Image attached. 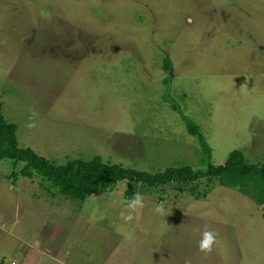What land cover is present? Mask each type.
I'll use <instances>...</instances> for the list:
<instances>
[{"label":"rangeland","instance_id":"1","mask_svg":"<svg viewBox=\"0 0 264 264\" xmlns=\"http://www.w3.org/2000/svg\"><path fill=\"white\" fill-rule=\"evenodd\" d=\"M0 103L19 145L55 163L260 161L264 0H0ZM21 165L0 160V264H264V202L216 177L122 178L77 200Z\"/></svg>","mask_w":264,"mask_h":264},{"label":"trees","instance_id":"2","mask_svg":"<svg viewBox=\"0 0 264 264\" xmlns=\"http://www.w3.org/2000/svg\"><path fill=\"white\" fill-rule=\"evenodd\" d=\"M163 67H171L169 58H164ZM184 120L188 133L195 136L208 159L210 145L200 134L199 127L192 119L184 117ZM16 129V123L4 116L0 103V160L9 158L14 166L21 163L18 170L22 175L32 176L36 173L55 185L62 194L77 200H84L93 193L108 190L114 182L122 178L154 186L173 180L193 182L200 178L216 177L221 184L253 193L259 203L264 202V154L262 160L252 162L246 159L240 149H232L224 162H208L204 169H193L188 164H182L148 171L105 161L99 154H94L89 159L73 157L63 163H55L32 147L19 145ZM127 189L132 192L129 186Z\"/></svg>","mask_w":264,"mask_h":264},{"label":"clouds","instance_id":"3","mask_svg":"<svg viewBox=\"0 0 264 264\" xmlns=\"http://www.w3.org/2000/svg\"><path fill=\"white\" fill-rule=\"evenodd\" d=\"M28 126L32 127L34 125L29 124ZM128 207L132 208L133 210H136L138 208H143L144 203L142 198L138 194L135 195L134 199L128 204ZM156 211L158 213L164 214V209L162 206H157ZM121 216L126 221H131L133 219V216L130 213L127 215L121 213ZM215 243H216V233H214L213 231L205 230L202 233V237L199 241V249L201 252H204L205 254H209L212 252Z\"/></svg>","mask_w":264,"mask_h":264},{"label":"crops","instance_id":"4","mask_svg":"<svg viewBox=\"0 0 264 264\" xmlns=\"http://www.w3.org/2000/svg\"><path fill=\"white\" fill-rule=\"evenodd\" d=\"M2 259H4V258H2ZM4 262H6V260L4 259ZM10 262H12V261H10ZM10 264H12V263H10Z\"/></svg>","mask_w":264,"mask_h":264}]
</instances>
